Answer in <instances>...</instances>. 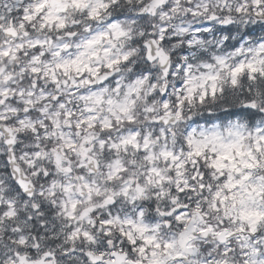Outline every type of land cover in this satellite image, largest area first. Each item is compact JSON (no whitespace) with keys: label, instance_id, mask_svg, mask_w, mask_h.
Here are the masks:
<instances>
[{"label":"snow or ice","instance_id":"obj_1","mask_svg":"<svg viewBox=\"0 0 264 264\" xmlns=\"http://www.w3.org/2000/svg\"><path fill=\"white\" fill-rule=\"evenodd\" d=\"M0 264H264V0H0Z\"/></svg>","mask_w":264,"mask_h":264}]
</instances>
